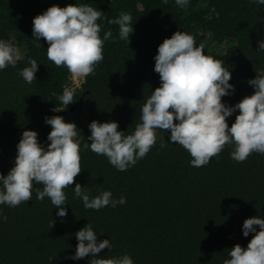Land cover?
Instances as JSON below:
<instances>
[{
  "label": "trees",
  "instance_id": "trees-1",
  "mask_svg": "<svg viewBox=\"0 0 264 264\" xmlns=\"http://www.w3.org/2000/svg\"><path fill=\"white\" fill-rule=\"evenodd\" d=\"M69 4L102 11L100 37L108 31L112 37L104 41L103 60L74 90L75 102L63 110L58 97L71 73L47 58L44 38L33 39V18L53 5ZM122 13L132 16L128 40L120 39L118 25L108 23ZM178 30L192 35L206 55L224 61L231 71L235 93L222 102L231 106L254 93L247 81L264 69V51H257L264 40V6L249 0H189L186 7L175 0H0V39L12 37L25 50L15 67L0 71V173L6 176L14 166L23 131L34 130L39 142L50 143L46 116L74 122L81 139V173L64 189L66 217L56 215L48 197L36 199L42 184L33 183L30 201L0 205V264H89L91 254L69 259L78 243L75 233L89 222L99 240L112 244L98 257L127 253L134 264H224L236 244L247 247L254 234L243 236L244 220L264 218V154L253 152L236 162L230 156L233 146L226 144L208 164L193 167L182 146L160 147L161 138L169 142L170 130L159 129L156 144L126 171L83 149L91 142L88 124L93 120L116 121L118 131H134L142 105L161 83L153 59L158 46ZM29 59L39 64L31 84L19 75ZM238 114L228 118L229 127ZM76 183L92 197L108 190L126 203L86 209L75 197Z\"/></svg>",
  "mask_w": 264,
  "mask_h": 264
},
{
  "label": "clouds",
  "instance_id": "clouds-1",
  "mask_svg": "<svg viewBox=\"0 0 264 264\" xmlns=\"http://www.w3.org/2000/svg\"><path fill=\"white\" fill-rule=\"evenodd\" d=\"M175 2L180 7L189 4V0ZM249 3L264 6V0H249ZM104 18L102 11L89 4L53 5L33 18V39H45L47 58L57 67L64 66L74 77L86 78L103 60L104 41L112 37L111 31L105 32L103 39L100 37L101 26L97 21ZM131 21L130 14L122 13L108 23L118 25L120 39L128 40L134 31ZM257 51H264V40L258 42ZM21 59L23 53L13 40L0 39V71L15 67ZM153 59L154 71L159 74L161 83L142 105L140 123L134 131L131 134L118 131L116 121L93 120L88 124L91 134L87 139L91 142L84 143L83 149L106 156L117 170L126 171L156 144L159 129L170 130L169 142L161 138L160 147H165L166 143L182 146L192 157L190 165L193 167L208 164L226 144L233 146L230 156L236 162L245 161L253 152L264 154V69L255 71V78L247 81L254 93L229 106L222 102V97L235 93V86L229 83L231 71L224 66V61L206 55L192 35L176 31L158 46ZM28 65L19 75L31 84L37 80L39 64L29 59ZM58 99L65 110L75 102L74 89L64 87ZM237 110L239 114L229 127L228 118ZM45 123L52 129L47 136L50 143L46 146L38 141L36 131H23L16 145L14 166L6 176L0 173V205L16 207L28 202L32 199L33 183L42 184V190H35L36 199L43 201L48 197L58 210L56 215L63 218L68 214L64 189L81 173L80 130L74 122H65L62 116H46ZM73 190L86 209L115 208L126 203L125 197L116 200L108 190L95 197L79 183ZM242 231L244 237L252 233L253 238L246 248L240 244L231 248L224 264H264V218L245 219ZM99 235L90 222L78 230L75 253L69 259L79 261L91 254L89 264H134L127 253L98 257L105 248L112 249L110 240H99Z\"/></svg>",
  "mask_w": 264,
  "mask_h": 264
},
{
  "label": "built area",
  "instance_id": "built-area-1",
  "mask_svg": "<svg viewBox=\"0 0 264 264\" xmlns=\"http://www.w3.org/2000/svg\"><path fill=\"white\" fill-rule=\"evenodd\" d=\"M85 78H77V77H74L72 74L70 76V83L67 87H71L73 88L74 90L77 89V88H80L81 85L83 84Z\"/></svg>",
  "mask_w": 264,
  "mask_h": 264
},
{
  "label": "rangeland",
  "instance_id": "rangeland-1",
  "mask_svg": "<svg viewBox=\"0 0 264 264\" xmlns=\"http://www.w3.org/2000/svg\"><path fill=\"white\" fill-rule=\"evenodd\" d=\"M9 39H11V40H13V38L12 37H10V38H8V39H6V40H9ZM15 45L21 50V52L23 53V56H24V53H25V50H24V48L22 47V46H20V45H18V44H16L15 43Z\"/></svg>",
  "mask_w": 264,
  "mask_h": 264
},
{
  "label": "water",
  "instance_id": "water-1",
  "mask_svg": "<svg viewBox=\"0 0 264 264\" xmlns=\"http://www.w3.org/2000/svg\"><path fill=\"white\" fill-rule=\"evenodd\" d=\"M71 109H72V108H71ZM63 112H65V111L55 112V114H61V113H63Z\"/></svg>",
  "mask_w": 264,
  "mask_h": 264
}]
</instances>
